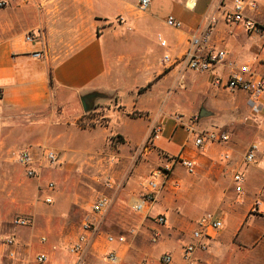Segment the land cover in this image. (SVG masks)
Listing matches in <instances>:
<instances>
[{
    "label": "crops",
    "instance_id": "crops-1",
    "mask_svg": "<svg viewBox=\"0 0 264 264\" xmlns=\"http://www.w3.org/2000/svg\"><path fill=\"white\" fill-rule=\"evenodd\" d=\"M149 1L140 11L138 0H0V177L5 184L0 192L8 190V184L10 191L22 192L24 198L11 199L9 207L18 204V211L32 219L25 231L0 235L1 264H93L100 259L107 264L103 256L109 252L121 264L130 245L107 244L104 237L121 235L122 224L133 217L131 202L146 191L149 176L158 171L154 166L161 162L170 166L168 180L147 214H133L139 227L149 218H165L160 226L168 235L170 264H184L181 246L207 213L223 227L207 241L206 251L195 252L196 264H251L253 255L264 257V214L251 213L255 198L264 193V161L243 163L250 144L264 146V91L261 111L252 116L245 92L226 93L214 85L241 65L264 78V0H254L257 9L247 12L263 28V36L231 23L226 0H197L192 10L185 7L186 0ZM170 15L181 23L180 29L166 25ZM211 21L212 44L226 52V62L210 72L194 73L182 63L163 71L162 55L184 52L189 38L200 35ZM29 32L36 38L25 42ZM158 36L167 48L159 46ZM35 52L39 58L33 57ZM133 63L138 65L131 67ZM155 80L156 89L137 92L142 83ZM166 87L172 93L163 105L168 112H181L176 106L181 103L189 106L188 89L201 92L202 99L208 97L213 110L224 114L199 117L197 128L225 132L228 141L197 149L175 117L163 112L162 105L157 107L159 91ZM83 96H89L87 112L81 106ZM245 114L251 117L248 123L240 119ZM156 124L162 127L159 137L136 163L140 145ZM111 136L120 138L115 152L107 146ZM40 148L57 154L50 174L37 165ZM21 149L32 154V178L12 156ZM225 153L228 160L222 157ZM176 156L192 160L194 172L167 161ZM236 172L244 179L241 194L232 183ZM108 174L111 188L102 185ZM51 177L55 189L39 194V185ZM45 197L51 198L50 204ZM99 198L107 203L94 214L90 207ZM10 213L0 212V222ZM85 219L98 232L88 236L81 253H70L68 247ZM137 232L138 228L129 230L132 237ZM8 236L14 239L11 246L1 243ZM9 251L14 259L7 257ZM39 255L45 256L44 262L37 261Z\"/></svg>",
    "mask_w": 264,
    "mask_h": 264
},
{
    "label": "built area",
    "instance_id": "built-area-1",
    "mask_svg": "<svg viewBox=\"0 0 264 264\" xmlns=\"http://www.w3.org/2000/svg\"><path fill=\"white\" fill-rule=\"evenodd\" d=\"M197 0H186L184 5L187 9L192 10L196 5ZM149 0H138L137 7L140 11H144L148 5ZM3 3L0 2V6ZM257 9V4L254 0H233L232 11L229 12L227 19L241 27L245 32L252 33L254 35L263 36V28L247 15L248 11H254ZM119 23L123 22L122 18L118 19ZM168 27L173 29H180L181 23L173 16H168L165 20ZM214 30V22L211 21L207 24L206 28L200 35L191 36L188 40V46L184 52L179 55H171L166 52L162 55L161 64L165 68L172 67L176 64L182 63L188 70L194 73H203L212 71L217 65H223L226 62V52L223 49L215 48L212 44V35ZM36 38L35 33L29 32L25 34L24 41L32 42ZM159 46L161 48H167V42L160 36L157 37ZM39 53H33V57L39 58ZM214 85L228 91H243L247 94V102L250 108L252 116L259 115L261 111V99L264 91V78L263 76L256 74L248 65H241L236 69H233L225 80H215ZM251 120V117H246L245 121ZM175 121L178 127L185 129V131L193 137L194 145L197 149L203 150L207 145L212 144H224L228 141V135L220 130L199 131L197 124L199 122L198 115H191L185 117L183 115L175 116ZM161 124H156L152 127L148 140V143H152L157 139L161 133ZM15 161L25 167V173L27 177H34L35 170L32 168L34 163L32 154L27 149H21L12 154ZM223 159L228 160L229 154H223ZM43 158L50 164L56 165L57 154L50 150H45ZM168 161L170 164L182 165L188 173H193L195 170V163L192 160L183 158L181 156L171 157ZM259 161H264V146L259 143L250 144L244 155L243 163L246 165H255ZM170 166H164L158 171L152 173L149 176L145 188L147 191L135 199L132 202V209L138 214H147L149 206L155 201V196L162 183H166L169 178ZM243 176L241 173L236 172L232 176V183L234 185V191L237 194L243 193ZM105 185L111 188L113 185V179L111 176H107L105 179ZM176 185V184H175ZM45 189L47 191H53L55 185L53 182H48ZM44 202L51 203L50 197H45ZM106 199L99 198L91 204V212L94 214L100 213L106 206ZM251 213L264 214V193H260L255 198L251 207ZM156 221L160 225H164L165 218L163 216H157ZM13 224L17 227L29 226L30 221L27 219H15ZM223 227V223L220 219H216L213 214L207 213L202 215L196 222L195 227L190 233L189 241L182 246V260L184 264H196L195 252L206 251L208 248L207 241L213 237V233L220 230ZM98 232L96 225L85 219L80 223L79 233L68 247L70 253L79 254L83 251L87 242L88 236ZM13 237L8 236L1 240V243L6 246L13 244ZM105 241L107 244H125V236L123 235H106ZM156 241V239H154ZM9 259H14L15 254L13 251L7 253ZM105 261L107 264H117L118 257L115 253L109 252L105 255ZM173 257L170 253H164L160 257L162 264H170ZM37 261L42 263L45 261V256L39 255ZM1 264V257H0Z\"/></svg>",
    "mask_w": 264,
    "mask_h": 264
},
{
    "label": "rangeland",
    "instance_id": "rangeland-1",
    "mask_svg": "<svg viewBox=\"0 0 264 264\" xmlns=\"http://www.w3.org/2000/svg\"><path fill=\"white\" fill-rule=\"evenodd\" d=\"M226 6L228 7V12H231L232 11V4L229 3L228 0H226ZM119 18H122V17H118L117 21ZM137 65H138L137 63H133L131 65V67H136ZM172 67H169V68L162 67V68H163V71H168ZM130 72H133V70ZM126 75H127V72H126ZM156 82L157 81L155 80V81H151L148 84L142 83V86L137 87V92H140V93H142V92L144 93L147 91L151 92V90L157 88V86H153V84H155ZM157 91H159V90H157ZM225 91H226V93H231V94L235 93V91H228V90H225ZM159 92H160L161 96H159L157 98V107L159 106V104L162 105L160 108H162L163 112L170 113V114H172L173 117H175L177 115H183L185 117H189L191 115H198L200 117V112L203 110V108L208 110L207 111L208 112V119H210L214 116H222L224 114L222 112L221 113L222 115H221L219 112L213 110L214 108L211 107L212 104L210 103L211 101L209 100L208 97H207V99H205V97L202 99V96H201L202 93L201 92L192 91L191 89H188V93H187V96L189 99V106L187 104L185 105V104L181 103V104L176 105V106H178V108L181 109V112H174V111L168 112L167 107L166 106L164 107L163 105L170 100L172 93L170 91H168V87L160 89ZM173 98H174V96H172L171 100H173ZM40 114H42V113H38L36 116H38ZM135 114L137 115L138 113L136 112ZM247 115L248 114L241 116L240 117L241 121L246 122L245 118L247 117ZM246 123H248V121ZM82 125L83 124H80V126H82ZM85 127H86V125H85ZM88 128H91V126L89 125ZM118 142H120V138H118L116 136L108 137L107 146L109 147V150L110 151L113 150L115 152L117 149V146H119ZM149 145H151V144L148 143L147 141L145 144L140 145V147L137 151V158L135 160L136 163L141 161V158H142L141 156L143 154V150L147 149L149 147ZM44 150H45V148H40V159H39L40 164L38 163L37 165L45 172V174H47V173L50 174V172L52 171V166H55V165H50L45 160V158H43ZM136 150L137 149H134V151H136ZM158 155L162 158L166 157L162 153H158ZM169 160L170 159L168 158L167 161H169ZM157 166L158 167L154 166V169L155 168H157V169L163 168L164 167L163 162H161V164H158ZM107 176L105 175L102 179V185L105 186L106 188H108L105 185V179ZM49 181H52L54 183V185L56 184L54 178L51 177L50 180H47L42 185H39V188H38L39 194L40 193L42 194V192L45 190V185ZM34 185L37 186L36 183ZM4 186H5V184L3 181V177H0V188L3 189ZM6 186H8V190L6 189V191L4 193L0 192V199H1L0 200V212H2L5 216L7 215L9 210H11V213H10V217L4 216L5 218H3V220L0 222V235H11L14 232H15V234L16 233L18 234V232H20V231H25L28 228V226L17 227L13 224V221L15 219H21V218L27 219L30 221V224H29V226H30L32 224V219L29 216H27L25 214H21L18 211L19 210L18 204L13 203V205L9 207V202L11 201V199H15V201H17L19 199L18 201H20L24 198V196H23L24 194L22 192H19V191H10L9 184ZM146 191H147V189H146ZM144 193L141 192L140 196H142ZM8 194H9V196H8ZM131 205H132V202L130 204V208H131V211H132L131 213H132L133 217L130 218L129 222L126 223V225L122 224L124 231L121 233V235L125 236V240L128 242V244L130 246H128V249L124 253V256H123L124 259L122 260L121 264L122 263L123 264H162L160 261V257L162 256V254L168 252L165 249V243L168 239V235H165V232H163L162 227L160 226V224L157 223L156 217L149 218L142 226L139 227V224H140L139 219L136 217V215H134L136 212H134ZM40 226H43V224H41ZM119 226H121V225H119ZM136 228H138V232L134 237H132L129 233V230L130 229H136ZM183 238L184 237H180L179 239H183ZM104 239H105V237H104ZM154 239H156V241H154ZM181 248H182V246H181ZM172 254H177V252H173ZM259 254L252 256L251 264H264L263 263L264 257H263V255H259ZM103 258H104V256H103ZM174 261H175V259H174ZM93 264H104V261L103 260L101 261V259H100V260L95 261Z\"/></svg>",
    "mask_w": 264,
    "mask_h": 264
},
{
    "label": "water",
    "instance_id": "water-1",
    "mask_svg": "<svg viewBox=\"0 0 264 264\" xmlns=\"http://www.w3.org/2000/svg\"><path fill=\"white\" fill-rule=\"evenodd\" d=\"M89 98V96H83L81 97V106L84 112H87L91 109V106L88 104L87 99ZM205 115H208V112H205L204 110H202L200 112V117H203Z\"/></svg>",
    "mask_w": 264,
    "mask_h": 264
},
{
    "label": "trees",
    "instance_id": "trees-1",
    "mask_svg": "<svg viewBox=\"0 0 264 264\" xmlns=\"http://www.w3.org/2000/svg\"><path fill=\"white\" fill-rule=\"evenodd\" d=\"M50 83H51V81H50Z\"/></svg>",
    "mask_w": 264,
    "mask_h": 264
}]
</instances>
